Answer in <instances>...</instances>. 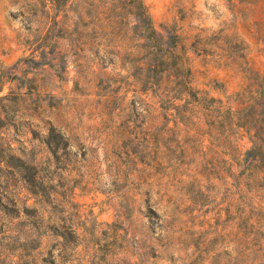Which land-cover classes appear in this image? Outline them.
Returning a JSON list of instances; mask_svg holds the SVG:
<instances>
[{
  "label": "rangeland",
  "instance_id": "374dc122",
  "mask_svg": "<svg viewBox=\"0 0 264 264\" xmlns=\"http://www.w3.org/2000/svg\"><path fill=\"white\" fill-rule=\"evenodd\" d=\"M0 79V264H264V0H0Z\"/></svg>",
  "mask_w": 264,
  "mask_h": 264
},
{
  "label": "trees",
  "instance_id": "16d2710c",
  "mask_svg": "<svg viewBox=\"0 0 264 264\" xmlns=\"http://www.w3.org/2000/svg\"><path fill=\"white\" fill-rule=\"evenodd\" d=\"M151 26V19H148V24ZM154 33L155 31L150 28ZM4 82L0 79V188L5 189L8 193H16L17 189H25L28 193L39 197L40 199H48L54 191L53 178L46 174L42 175L37 172V165L31 159H26L25 155H19L16 149L12 147L11 141L4 136V131L8 122L12 120L11 103L9 95H1L3 92ZM260 96L255 100H260ZM46 137L45 145L51 147V141L54 139V130L49 129ZM62 138L60 135L57 137ZM257 138V137H256ZM257 140V139H256ZM260 151L257 141H254L253 148L247 152V155H252L249 160V167L255 168L253 164L257 161V152Z\"/></svg>",
  "mask_w": 264,
  "mask_h": 264
}]
</instances>
